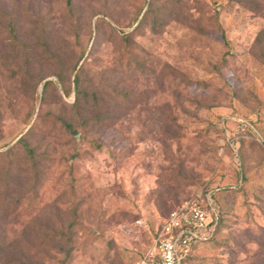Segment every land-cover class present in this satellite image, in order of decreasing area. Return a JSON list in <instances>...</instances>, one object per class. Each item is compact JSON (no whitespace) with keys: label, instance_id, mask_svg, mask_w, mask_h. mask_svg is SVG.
Returning a JSON list of instances; mask_svg holds the SVG:
<instances>
[{"label":"rangeland","instance_id":"obj_1","mask_svg":"<svg viewBox=\"0 0 264 264\" xmlns=\"http://www.w3.org/2000/svg\"><path fill=\"white\" fill-rule=\"evenodd\" d=\"M148 1L154 0H0V11L16 17L20 42L41 55L34 73L56 84L40 113L50 120L53 113L69 114L65 103L74 100L73 85L65 80L71 93L64 95L53 73L60 66L67 70L81 49L85 84L102 94L92 113L99 121L91 120L84 133L79 128L76 143L64 129L38 127L35 140L48 136L52 163L45 166L34 210L0 204V237L16 239V253L25 258L59 264L60 256L38 248L33 225L48 219L52 208L64 221L58 205L70 195L83 226L67 264H135L172 208L211 192L225 225L185 264H264L263 35L254 43L264 29V0H160L173 2L176 11L162 25L152 28L149 20L133 35L134 56L149 68L142 73L123 60L125 46L115 31H130ZM30 13L44 28L45 53L38 46L43 33L31 35ZM8 36L0 20V58ZM5 67L0 62V151L28 129L25 114L31 105L39 107L41 95V85L26 94L7 81ZM196 81L211 86L197 87ZM124 92L126 103L120 100ZM62 158L71 162V186ZM28 176L27 168L8 174L20 193Z\"/></svg>","mask_w":264,"mask_h":264},{"label":"trees","instance_id":"obj_2","mask_svg":"<svg viewBox=\"0 0 264 264\" xmlns=\"http://www.w3.org/2000/svg\"><path fill=\"white\" fill-rule=\"evenodd\" d=\"M159 2L160 0L146 2L147 7L145 10L144 5L141 6L133 21L128 24L129 27L133 26L130 31L123 30V27H120L121 29L118 33L115 31L116 37L123 42L125 46V56L123 60L126 62L127 66H132L142 73L149 71V68L144 64L145 61H147L145 58L143 63L134 56V48L137 44L133 42V35L135 32L143 30L144 25H146L149 20H151L152 28L162 25L165 18L171 17V15H173L172 13L176 11L173 2ZM157 4L158 6L155 7ZM29 15L35 18V20L31 22V35L34 38V33H43L38 42V46L41 48L40 53H45L43 51H47L48 47L45 43V32H43L44 28H42L40 24V18L34 13H30ZM0 20L5 22L9 34L7 37L9 48L7 51H3L4 53L0 58V62L3 63L4 67L6 64L8 65L4 68L7 81L18 83L21 89H25L24 92L26 94H30L32 91L34 92L36 87L41 85L39 107L37 108L34 104L31 105L24 117L25 124L28 125L31 123L28 129L12 146L0 151V162H2L4 169V175L0 178V204L3 207L13 208L19 211H32L35 209L37 189L45 177V166L48 163H52L53 159V157H51L52 153L49 152L51 151V144L50 141H47L48 136H45L43 140H35L34 133L41 124H46L47 132H58L64 129L71 135V138L76 143L75 135L79 131V128L80 131L84 133L85 129H89V122L91 120L94 121V124L99 121L98 119H100V117L92 116V113L101 105L102 94H100V91L95 87L85 84L82 72L86 59V49H81L74 63L67 70L64 66H60L58 70L53 73L56 80L61 85L64 95H69L71 93L70 87H66L65 80L69 79L73 85L74 100L70 104L65 103L69 109V114L53 113L51 115V120L48 119L47 116L45 117L40 113V109L43 104L49 101V93L57 90L56 84L52 79H46L48 75L34 73L33 66L37 62L36 57L41 55H37V50L28 43L20 42V29L16 27V17L0 11ZM99 26H101V23L97 22L94 26L96 31L99 29ZM261 35H263V41L264 29L258 33L254 43L260 44ZM95 46V42H92L88 49V53L93 51ZM262 56L264 57V52H262ZM156 63H159V61H156ZM158 65L160 64H157V66ZM71 75H73L72 78ZM178 75L181 81H185L188 85L191 83V80L187 79L182 74L179 73ZM194 83L197 87L204 89H209L211 86V82L209 81H196ZM59 98H61V95H59ZM120 100L122 103H126L128 101V93H121ZM55 128H57V130H55ZM62 161L65 163V173L71 175L72 166L71 162H69V158H62ZM19 168H27L29 171V180L26 184V189L21 193L16 191L15 185L10 182L8 177V174L12 172V170L15 171ZM70 180H72V175L70 176L68 186H71ZM69 194H71V192H69ZM212 201H214L213 198ZM59 206L62 207L61 210L64 211L66 215L64 221L60 220L62 216L60 217L57 215V209L52 208L48 211V219H43V223H35L33 228L38 237V248L46 249L47 252H51L54 256H60L57 258L59 264H67L73 253L76 234L79 229L82 228L83 224L80 222L81 219L77 214L79 206L77 198L68 195V197H64V200L59 202L58 207ZM216 213L217 223L212 238L215 237L216 233L225 225L224 222L226 221L222 212L216 210ZM90 234L93 235V231H90ZM155 235L156 232L154 233V236ZM17 248L18 244L16 239L9 240L5 237H0V264H46L44 261H35L33 258L28 257L25 258L23 254L19 252L16 253ZM9 255L10 257H8Z\"/></svg>","mask_w":264,"mask_h":264},{"label":"built area","instance_id":"obj_3","mask_svg":"<svg viewBox=\"0 0 264 264\" xmlns=\"http://www.w3.org/2000/svg\"><path fill=\"white\" fill-rule=\"evenodd\" d=\"M216 223L211 192L195 194L169 212L135 264H185L200 243L212 238Z\"/></svg>","mask_w":264,"mask_h":264}]
</instances>
